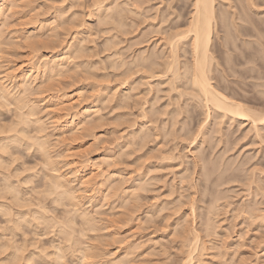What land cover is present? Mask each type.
I'll use <instances>...</instances> for the list:
<instances>
[{"label":"rangeland","instance_id":"374dc122","mask_svg":"<svg viewBox=\"0 0 264 264\" xmlns=\"http://www.w3.org/2000/svg\"><path fill=\"white\" fill-rule=\"evenodd\" d=\"M25 1H26L25 4L27 3L28 7L29 4L35 2L34 5H32L34 6L35 9V10L32 9L33 12L34 11L41 12L48 7L47 10L41 12L45 16L43 15L39 16L41 18L42 17L44 18V17H49V15L47 16L49 6L46 4L49 3L50 5L51 3H54L55 0H53L52 2L51 0H48L49 2L46 0L45 3H43V1L45 0L43 1L38 0V2H36L37 0H25ZM60 1L62 0H57V2L56 1L55 2L59 4ZM88 1L90 2H86V3H89L88 4L89 7L92 0H88ZM119 1L121 2L124 0H119ZM222 1L224 2L225 0H216V9L220 10L221 8L222 10L225 11L226 6L222 5L223 4ZM236 1L242 2V0H236ZM124 2H126V0ZM189 2L190 0H146L144 1L145 3L144 6L142 5L144 8H146L145 11L144 9H142L143 11L141 9H138L139 11L141 10V12L143 13L145 12V14L143 15H146L145 16L146 20H144L145 18L142 15V13H140L142 16L140 14L137 15L136 13L134 12L132 13L128 9L129 6L128 8L126 7L127 5L122 6L123 2H121L120 4L121 8L126 7L128 12L129 11L130 12L127 14L125 8L123 9V11L121 9L120 12L123 13L126 24L128 25L129 23L128 26L130 27L132 21L130 19L133 18L134 19L136 18V20L139 22V27L141 28L145 26L149 27L148 25H150L151 23L150 26L154 28L152 29L151 27H149L151 28V33H149L150 34L149 41L146 42L145 44H142V46L141 45L140 46L141 47L146 46L148 43V47L155 46V50L159 51L163 43V40H161V36L166 37L167 35L165 34H167V32L172 33L173 30L176 31V29L178 30L183 28V26H181L172 29V23L174 22L173 20L179 17L176 16L177 13H180L181 15L179 17V20L187 16V14L190 11ZM37 3L38 5H42V6H39V8H37L38 6L37 7L35 6V4L37 5ZM77 7L76 9H78ZM177 7L180 8V10H177ZM85 9L83 10L82 18L84 19V21L87 22L86 24L89 27V28L86 27L87 33L89 32L91 34L88 33L85 39L87 48L83 52V57H84L83 59L87 63V65L85 64L86 66H91L90 68L86 66L85 67L87 69H90L92 73H87L86 71H84L86 68L81 67L84 70H82L81 68H80L81 70L78 69L81 72L76 73L74 77L72 76L71 77L72 81L69 80L70 78L66 79L69 80L67 81L68 85L65 83L66 81L59 80L60 81V83L58 82L59 86L56 87L57 89L61 88L57 93H59L60 95L62 94V96L64 95L63 98H65L64 100H66L64 105L66 109L63 108L62 113H60L62 114V118L64 120H68L72 115L84 111L86 106L89 105L91 106L90 110L92 111L99 110L98 112L95 111L98 114L94 115L93 113L95 112H91V114L89 115V117L95 116L94 117L95 119L93 117L91 119H94L93 122L95 121L94 124L96 125L97 123V125L96 127H93V123L89 124L85 122L86 125L89 124V128H88V127H83L85 123L83 125H81L82 124L81 123L79 124L81 127H77L75 132L74 131L72 132L71 130H67V129H65L66 130L65 131L64 128L62 127L57 130H54V135H52L53 136L52 140L56 138L58 135L59 136L58 138H56L57 140L54 139L53 143L55 146L53 145L49 149L52 148V150L56 154L59 153L58 156L60 155L59 157H61V158L59 157L57 158L60 173L58 172L59 169L57 172L58 174L63 173L62 176H66L69 178H73L74 176L71 175L70 173L71 170L70 164H68L67 161L62 157H65L67 160L70 158L74 160L79 159L81 163L80 172L78 171L77 177H75L74 180L77 182H72L73 183L72 186L74 188L76 187L75 193L76 195H78L77 199L81 203V204L78 203V205L80 204L81 206V207L79 206L80 210L83 206L84 208L82 209H88L90 215H93L94 217L98 218V220L97 218L95 219L97 220L96 229L90 230L88 224L84 225L85 222L80 218V216L76 215L77 212L76 214L74 213L75 211L72 212L73 207L70 205V202H66V200L68 201V199L65 198L64 195L58 196V200L60 201L58 202L60 204L58 202L57 203L55 202L56 205L54 202L51 203L52 198L50 195H49L50 197H47L48 195L44 194L45 191L44 189H43V194L46 195V197L41 196L42 187L44 186V183L47 180V179L44 180L45 175L47 178L49 176L48 172L50 173L52 172V170L49 169L51 168V166L48 165L49 166L48 168L47 166L48 163L46 161V158L44 155H43L44 157L40 156L42 154H40L41 152H39V150L37 152V149L35 151L32 148L29 149L30 150L29 151L27 150L28 148H26L27 146H23L22 144L21 146L18 144H17L18 146H16L14 145V143L13 144L11 143L12 145L15 146V147L12 146L11 150H13L14 147V149H16L15 151H18L19 153L13 150L14 153L8 154V156L10 155V159H8L9 157L6 155L7 161L9 160L11 161L12 160L11 158H13L14 160L12 161L16 163H13L11 161L12 162L11 164V162L9 161L10 165L7 163L9 165V169L7 168L8 166H6V169H2L3 167L5 168L6 164L4 166H0L2 167L0 168L1 169L0 176H2L3 174L10 176L11 182L14 183L15 186H16L15 182L21 184L20 181L21 180L24 181V183L26 184L22 183L23 185L21 184L20 186L19 184H17L21 189V193L26 192L25 195H27L28 197L27 196L26 197L30 200L32 195L34 196L35 192H37V194H40L39 196L41 198L37 196V198L40 199L39 200L35 197L37 199L36 201H42L40 205H38V202H36L35 204L36 206H35L33 205L35 202H32L33 204H31V200L33 201V199H31L30 204L33 206L30 207L31 208L30 210L28 209L29 207H27L29 202L28 203L25 202L27 203L26 204L27 206L25 207V206H21L22 203L15 204V202L10 198V200L14 202L12 204L16 205V207L14 208V210L17 208L15 212L18 210L17 213L24 214L26 212V215H28L27 212L32 211L33 209H38L35 208L37 206L39 207L44 206V208L41 209L45 210L46 207L50 208L51 206L53 207L55 205L56 208L51 207L52 210L54 208L55 209L50 213L49 210L47 212V208H46V214L49 213L50 216H52L53 214L51 215V213H55V215H53L55 217L58 214V216L55 218L56 221H59L58 217L61 219V221H64L68 218H70L72 222L74 220L75 222H73L74 225L72 226V228L77 230L76 231L73 229L74 232L72 231L73 233H71L72 238L74 237L73 239H75L76 236L75 242H73L72 243L73 245H71V247L74 245L76 247L75 246L73 247V252H72V248L70 247L71 248L70 251L72 252L71 253L69 251V247H67V243H64L67 242L66 239H63L64 236L62 234H59L60 232L57 229L56 230L54 229L53 231L54 227L48 224H47L48 226L44 225L45 223L41 224L42 227L38 225V227L40 226L39 228L37 226H34L33 228V226L30 223L28 224V222L26 221L30 218L31 214L28 216L24 214L23 216L24 218L25 216L28 217L26 221H25L26 218L24 219L27 225H23L25 223H22L23 222L22 220L20 225H22L23 227L22 226L19 227V229L22 227L21 228L22 230L20 229L17 231L18 233V235L16 234L17 237L15 236H13L15 238H13L12 236L10 237L9 232L11 230L8 231L10 224L7 223L9 225L7 224L5 225L4 223L6 222L5 221L2 222L4 220L3 219L4 217H2L1 216L2 214L0 213L1 214L0 219L2 220V221L0 220V222L3 223L2 225L0 223V225L3 227L7 226V229L5 227L6 230L3 229V227L0 228V232H1L0 236H3V238L0 237L1 239L0 242L2 241L3 243L8 240L11 242L10 244L13 243L12 246L15 243H18L17 245L22 246L23 244V246L25 245L27 248L26 250L24 249L25 253L23 251L22 253L20 252V255L22 256L15 262V264H55L57 263V261L59 262L61 259L56 261V259H53L55 256L50 252L54 251L55 247H57L58 245L60 246L65 245L64 247L61 246V248L66 249L65 247H67L68 250L67 249L66 250L68 252L65 253L64 258L62 256L63 263L59 262L57 264H77V263L87 264L88 262L90 264H108V262H110L109 260L118 261L119 259H124L125 261H122L124 262V264H182L181 262L184 259V256L187 254V251L191 249L189 248V244L191 247L192 246L191 244L193 243L194 239L189 237H193L192 235L194 233L191 234V232H193L194 229H195L194 232L197 231L196 233L199 234L200 243L196 251L193 252L192 262L187 264H264V220H262L261 216H259L262 213L264 214V212H259V211H264V206H263L264 194H260L263 193L260 192L261 190L264 191L263 190L264 142L262 143V140L264 141V131H263L264 125H260L261 127L263 126L262 129L260 128L262 132H260L261 130H259V132L257 133L255 132L256 130H254L255 129L254 127L250 128L252 126L249 125L248 121L241 122L240 120L232 119L234 122L233 124L230 119L224 118V120L222 121L223 123L221 122L222 126L219 125L220 127H218V124H220L219 122L220 120L218 121L217 119L218 115L214 113L215 116H213L212 114V121L210 120L211 123L209 122L208 124H206V127H204L206 130L204 129L202 130L201 134L204 137V138L202 137L203 140L200 141V136H198L197 142L195 141L196 144L195 142L194 143L192 142L193 144L190 143L192 139L195 137V134L196 135L198 134V127L200 128V125L198 124H201L202 119L205 118L203 114L204 110L202 112L201 109L202 106L198 104L199 102L195 100L194 97H191L193 96L192 94L189 93L191 96L187 94V92H190L191 88L186 87V85H184L185 83L182 82L183 80L181 81L180 79L178 80L180 82L179 85L177 81L176 82L177 84H175L176 88L173 89L172 91L170 90V88L168 90V85H166L167 83H165L166 81L163 82L161 80L159 81L158 84H156L155 81H157V79L155 77L152 78L149 76L150 72L152 73V70H149L151 68L149 66L148 61L138 62L137 57H135V54L139 53L138 48L140 46L138 45L137 47V45H135V46H128L126 48H123L125 46L124 43L123 44L117 43V45L115 43V45L113 46L112 44L109 45L110 43L109 44L105 43L108 41L107 39L111 40L114 34L122 37L121 33L122 34L124 33L121 32L123 31L122 28L119 27L121 30L115 28V30L118 29L117 32L120 30V33H117L113 28L114 24L112 22L108 24L110 26L111 24H113L112 25L113 29H111L109 25L108 26L106 25L107 26L106 27L104 23H99L98 19L95 16L91 15L92 16L91 18L87 14L89 8L86 9V13H85ZM32 10L29 12H32ZM259 10H263V12L256 14L253 11H249L250 18L249 17L248 18L250 19L249 21L252 22V24H250L249 26L251 27L252 25L254 27L256 25L255 28L259 27L257 28L258 30L261 27V29L263 30L260 29V32L262 31L263 35L262 34L261 35L263 36L264 39V22H263L264 4H262L259 7ZM124 11L126 12L125 14ZM66 14L65 16L69 15V12L67 15ZM121 15L117 17V20L118 18L121 17ZM128 15L133 18H129ZM14 17H16V15H14ZM122 17L121 19H123ZM217 17L219 19V16ZM221 17L228 18V14L226 13V11L225 14L221 15ZM259 18L263 19V21L260 20ZM228 19H226V24L222 28H220L219 26H218L219 28H217L215 26V29L213 30L212 44L213 46L215 45V47H213V55L215 58L213 59L214 61L212 62L213 66L212 65L211 66L212 68L215 67V70L216 69L217 70L212 72L213 78L211 79V82L213 81L212 83L214 85L218 84L217 86L221 87L222 91L224 93H228L227 95L230 96L231 98L237 100L239 99L240 101L245 103V105L247 104L248 107L250 106L251 109L253 110L257 109L256 111L258 112L261 111L262 113H264V91L261 92L262 90H264L263 89L264 85L263 87H260L262 83L264 84L263 82L264 78L261 77L260 79L262 80L260 79L258 80V78H252V77L245 78V76L240 77L239 74L235 73L234 75L233 70H231L232 67H234L233 63L235 62V58H236L234 56L238 54L239 55L238 57L244 60L245 58L242 55V51H244V49L251 51L252 46L255 45L253 44L255 38L253 40L252 37H250L251 39H248L247 37L244 38L242 36L241 37L239 36L237 39V37L235 36L237 33L236 31H234L233 25L228 21ZM242 24L245 23L243 22ZM115 26L118 27L116 25V22L114 27ZM11 27L15 28V26H11ZM131 28H129L130 32L127 30V32L129 33L125 32L123 36L126 35L125 37H131L132 36L131 31L134 29V27L132 28V30ZM162 28L164 29V31L166 30V33L163 31ZM63 30L64 29L58 30L60 33L59 39L60 38L62 39L61 41L62 44L70 41V39H73L74 37L73 32L72 34L69 35L66 31ZM114 31L116 33H114ZM133 33L134 30L132 31V34ZM67 34L69 36H65ZM63 37L66 40L65 42L63 41L64 40ZM222 37L226 39V42L222 40ZM41 38L43 39V36ZM241 39L242 40L248 39V41L251 42L253 41L252 43L253 45L249 46L245 43H242L243 41ZM237 43L240 45V48H238L239 45H236ZM234 45L236 47L238 46L237 48H235V51H233L236 54L228 50L229 47L234 48ZM261 46L263 45L261 44ZM3 47L6 46L4 45ZM44 47L46 46L40 47V49L43 48L42 50H40L38 47L35 48L38 49L39 54H42L48 49L53 50L51 48L53 46L47 47L48 49H45ZM29 48L35 51V52L30 51L31 52L30 54L33 58L34 56L36 58L39 55L36 54L37 49L35 50V48L33 49L31 47ZM75 48H77V46H75L74 49ZM186 57L187 56L185 57L183 56V59H186ZM31 60L34 59L31 58ZM136 62H138V64ZM219 63L222 64L224 63V64L222 66V64ZM249 64L251 66L253 64V66H255L254 67L255 69H259L258 65L256 66V62L254 63L252 62ZM234 65L236 67V64ZM154 66L155 65H153V67ZM227 67L229 68V71L227 70L228 69ZM241 67L239 66L237 68H241ZM223 68L224 69L226 68L227 70V71L225 70L224 72L225 75L223 74L224 71L222 70ZM126 69L127 71L125 74L123 71ZM213 73H216V75L219 76L221 75L220 76L221 78H219ZM226 73L228 76L226 75ZM126 75L130 76V80L134 81L135 82L134 85L136 86V88L132 90L129 96L128 95L126 96V94H124V88L126 86L125 84H122L123 83L122 80H124L123 78ZM223 79L226 80L224 81ZM121 81L122 83H120ZM148 81L152 82L153 87L156 90L158 89L157 91L154 89L156 92L153 90L150 91V87L147 84ZM181 83L183 84V86L181 85ZM227 84L229 87H227ZM178 88H180L181 91L182 88L188 91L186 92L185 90H183L184 94L181 97H179L180 96L179 94H182L183 92L181 91L178 92V90L176 91V89ZM261 88L262 90L260 91L259 89ZM230 89L232 92L230 91ZM191 90H192L191 93H193V89ZM241 91L245 94H243ZM194 94H195V90H194ZM241 95L242 96L245 95V96L242 97ZM122 96L123 97L126 96V97L123 98ZM124 99L126 104H123ZM121 100H123V103ZM66 103L68 105H66ZM13 107L11 105L10 108ZM94 108L95 110H93ZM2 112H0V115L1 113L3 114L2 116H0V118L3 119H1L2 121L0 120V123L3 122L6 125L7 123H11L12 122L11 120L14 115H10V114H13V112L12 111L7 112V110H4ZM42 113L41 115H43ZM5 114H7V116ZM99 115H101V117ZM97 117H99L100 120H98L99 118ZM238 122L243 124H240ZM8 126L7 127L5 126V128L7 129L10 128ZM29 126H28L29 128L28 130L30 133L28 134L31 133L34 134V131L36 133V128L35 129L32 128L34 126L36 127V125L33 126L29 125ZM90 126L93 127V129H90L91 128ZM217 127L220 129V131H218L219 129ZM44 132L47 134L48 131H44ZM4 133L5 132L0 133V136L3 135ZM254 133H257V135L255 134L256 135L255 137H254ZM204 135L206 136V138ZM257 136L258 137L260 136V138H258ZM55 140L58 142L56 143ZM110 142L111 144L113 143V145H111ZM202 142L204 143L202 144ZM199 144L201 146H199ZM198 146L202 148L198 150L197 149ZM16 147H19L21 149L19 150L18 148L17 150ZM22 148L26 151H23ZM194 148H196V150ZM192 149L195 150V152H193ZM119 150H122L123 153H121L122 151L120 152ZM117 153L119 155L118 156L119 158L118 157L116 158V156H114L117 155ZM13 154L16 155L15 158L17 161H15ZM186 154L189 155L190 157L187 156ZM199 155L202 157H198ZM17 156L18 157L20 156L19 159L21 161L17 159ZM114 157L116 160L114 159ZM106 158L112 160L108 163L109 160L107 159L106 161ZM201 158L203 163L206 161L207 171L209 168L211 169L213 167L212 168L213 171H211L212 172L211 175L209 169L208 172L209 176L207 175V179H205L206 177L204 176L206 172L205 171L206 168L204 166H203L204 168H202L203 164L201 162ZM203 158L205 160H203ZM194 160H196L197 162L195 164L196 167L194 166ZM111 162L113 163L110 165ZM15 164L17 167L15 166ZM108 164L111 168H109ZM18 165L20 166L21 169L19 168ZM25 166H27L26 168L28 169L30 167L31 169V170L29 169L30 172L27 171L28 169H26ZM39 166L40 168L41 167L42 168L37 169V167ZM33 167H35V169H33ZM139 168L141 171H139ZM225 168H227V170ZM22 169L24 173L22 174L21 172L23 171H19L17 172L18 175H16L15 170H22ZM258 169L262 171H259ZM32 170L36 171L37 173L38 171L40 172L38 174L37 173L35 174V172ZM105 170L107 171L106 173L103 172ZM201 170L205 171L204 174H202L203 171ZM45 171L48 172L46 173ZM12 172L15 175H12ZM252 172L257 176L256 175L253 176ZM19 173H21L20 177H19ZM44 173L46 174L44 175ZM89 173L91 174L92 177V179L90 180L91 184H89L88 189L87 187H85L86 189L83 187L84 189L82 190L80 184H78L79 178L81 177L86 178ZM220 173L221 176L218 177ZM198 174L201 176L199 177ZM108 176H109L108 178L109 183L107 181ZM112 176L114 177L112 178ZM15 177L19 179L16 180ZM26 177H28L27 179L32 177L33 179V184L31 181L32 185L25 182ZM201 177L202 179H205L206 182L204 180L202 181ZM216 178L218 180H216ZM103 179H105V182ZM115 179H116L115 182L116 184H120L119 182L123 184V185L120 184V186L122 185V188L119 187L118 185L120 190L117 189L115 192L114 191L115 189L113 190L110 189L111 192H108L109 188L107 186L110 184V182H112ZM143 179L144 181H147L146 184L144 183L145 185L144 188L143 186L142 188L141 187L135 188L136 185L138 186L142 185V184L139 185L138 182L140 180L142 181ZM258 179H259V183H258ZM40 180H42L44 183L43 182L39 183L41 182ZM136 180L138 182H136ZM36 183L40 184L42 187L41 186L39 187V185H37ZM247 183H249L248 184L249 186L247 185ZM253 183L254 184L256 183V186H254ZM34 184L37 185L39 188L35 187ZM77 184L78 187L75 186ZM204 185H206L207 187ZM27 187L30 188V192L32 193V195L31 193L28 192L29 189ZM255 187H257V189ZM44 188L46 189L45 186ZM23 189L24 191H22ZM32 189L36 191H31ZM37 190L38 191L41 190L40 193H38ZM255 190H258V192H256ZM113 191L116 193V195H113L114 194ZM0 193H2V190H0ZM27 193H29L30 195H28ZM255 193H257V195ZM3 194L5 193L3 192ZM3 194H0V196ZM137 194H139V196H137ZM216 194L219 196L214 198ZM5 195H3L4 197L7 196L5 200H9L11 194L10 195L8 194L6 196ZM135 196L138 197V199L136 197L137 200L135 199ZM59 197L61 200L59 199ZM61 197H64L65 200L64 198L62 199ZM126 197L132 200L126 201V203L127 202L128 203L122 205V203L125 202L123 200ZM190 198L193 199L191 201L195 202L193 204L194 210H191L193 205L192 202L190 201ZM137 201L139 202V205L138 203L136 204ZM188 201L190 202V204ZM260 203L262 204L260 205ZM19 204L21 208L19 207ZM258 204L260 205L259 206L260 208L258 207ZM135 205L137 208H135ZM22 208H27V210L24 209L26 210L24 211ZM259 209H263V210H259ZM19 210H21V212ZM190 210L192 211V213L190 212ZM68 212L69 213L71 212L72 214L69 215ZM257 215L261 218V219L259 218L261 221L259 219H255L257 218ZM71 217H73V219ZM81 220L83 221L84 224H82ZM207 220H210L209 224L210 223L211 224L205 226V224L208 223V222L206 223ZM29 226L31 227V229H29L30 228ZM48 227H50L51 233L49 229L48 230L45 229ZM86 227H88L89 230H87ZM82 228L84 229L86 228V229L85 230L83 229L81 231ZM7 231L9 234L7 233ZM32 231L35 232L33 233ZM189 231H191L190 232L191 235L189 234ZM8 236L11 239H8L9 238ZM5 237L8 238L5 240ZM187 237L188 240L190 241H187ZM12 238L14 240H12ZM22 238L23 240H21ZM58 239L62 241H59ZM77 239L78 241L80 240V243L76 241ZM16 240H18V242ZM52 241L54 242L52 243ZM57 241L63 244H59V242ZM56 242L58 243V245ZM188 242H192V243L188 244ZM17 245L15 244L13 246V249ZM54 245L55 247H53ZM35 247L41 250L40 252L41 254L38 253L39 251L38 252L36 251L38 249ZM41 247L44 249H42ZM20 248L23 250L22 247ZM0 250L2 251V253L0 251V264H6L2 260V257H5L6 254L9 252V250L11 251L12 249L6 250V252H4L3 249L1 248ZM29 250L36 251V254L38 253V256H35L36 255L35 254L32 256V258L29 261H27L26 257L30 253ZM43 250H45L44 251L45 253L43 252ZM83 250L88 252L89 255L86 254V252ZM70 253L73 255H71ZM49 254H51L52 258L50 257ZM81 254L82 255L86 254L87 257L83 255L85 258L84 260H82L83 257ZM40 255H45V256L39 257Z\"/></svg>","mask_w":264,"mask_h":264},{"label":"bare ground","instance_id":"6f19581e","mask_svg":"<svg viewBox=\"0 0 264 264\" xmlns=\"http://www.w3.org/2000/svg\"><path fill=\"white\" fill-rule=\"evenodd\" d=\"M52 1L53 0H51V2ZM55 1L57 2V0H55ZM55 1H54V3H51L50 5L48 3L49 1L47 2L48 4H46V5L49 6V9H50V10L48 9V12L46 11L48 13V14L46 13L47 16L49 15V17H44V18L42 17L41 18V17H39V16L43 15L41 12H44L45 10H47L48 7L46 9L44 8L45 9L44 11L39 12L37 10L38 12H35L34 11L35 12L34 13L33 10H35V9H34V6H32L35 3L34 1H33L34 3L29 4V7H28V4L27 3L25 4V2H26L25 0L24 1L23 0H0V112H2L4 110H7V112H11L12 111L13 114H10V115H14L13 118H12V120L9 119V120L12 121L11 123H7V125L5 123H3V122L2 123L4 125L2 123H0L1 124L0 125V133L5 132L3 135L0 136V166H4L6 164L5 165V168L4 167L3 168L0 167V168L6 169V166H8L7 168L9 169V165H10L9 161L10 160L7 161V156H8V154L14 153V151L16 150V149H14V147H15L14 145H16V146L20 145L21 146V144H22L23 146H27L26 147V148H28L27 150L32 149V148L35 151L37 149V152L39 150V152H41L40 154H42L40 156L41 157H44L45 156L46 161L48 163L47 166L48 165L51 166V168H49V166H48V168L52 170L51 173L47 171L49 173L48 174L49 176L47 175L49 178L48 177L46 178V175L45 174L47 172L45 171L46 173H44V175H45V179L44 180L47 179L46 180L47 182L45 181V183H44L42 180H40L41 182H39V183H42L43 182L44 183V186L46 187V189L44 188V186L42 187L40 184H37L36 183L37 185H39V187L40 186L42 187L41 196H43V197L44 196L46 197V195H48L47 197H50L51 196V198H52L51 203H53V202L54 203L55 202L57 203L59 201L58 200V196L59 195H64L65 198L68 199V201L66 200V202H70V205L73 207L72 212L75 211L74 212L75 214L77 212L76 215L77 216H80V218L85 222V224H84L83 221L81 220L82 221V224H84V225L88 224V227L90 228V230L91 229L93 230V229H96V225H97L96 221L98 220V218L97 217H94L93 215H90L88 209H82V208H84L83 206H82V208L80 210V207H81L80 204L81 203L78 201V199H77L78 198V195H76V193H75L76 192L75 191V188L76 187L74 188L72 186L73 185L72 182H77V181H74V180H75V177H77L78 171L80 172V167H81L80 164L81 163H80L79 159L74 160V159H71L70 158V159L67 160L65 157H62V158H64L67 161L68 164H70V166H71L70 173H71V175H74L73 178H69V177H66V176H62L63 173L62 174H58V172L60 173V169L58 167V159L57 158L60 155L58 156L59 153L56 154L52 150V148L51 149H49V148L54 145V143H53L54 142V139L58 138V136H59L58 135L56 138H54L52 140V138H53L52 135H54V130H57V129H59V128L62 127V128H64V130L67 129V130H71L72 132L73 131L75 132V130L77 129V127H81L79 124L82 123L81 125H83L85 122H87L89 124L90 123L91 124L93 123V127H96L97 123L95 125L94 124L95 121L93 122V120L95 119L94 118L95 116H92L94 119H91L92 118L91 116L89 117V115L91 114V112H95L96 110H95V108L93 109L95 111L90 110L91 106L87 105L84 111H81L78 114L72 115L68 120H64L62 118V114H60V113H62L63 108L66 109L65 106H64L66 100H64L65 98H63L64 95L62 96V94L60 95L59 93H57V92H59V90L61 88H58L57 89L56 86H59V84H58V82L60 83L59 80L66 81L65 83L68 85L67 81H69V80L72 81L71 80V77L72 76L74 77V75H76V73L81 72L80 71L81 69L84 70L81 67H84V68H86V67L90 68L91 67V66H86L87 63L83 59L84 58L83 57V52L87 48L86 47L87 45L85 43V39H86V36L89 33V32L87 33V28H89L87 26V24H86L87 22L84 21V19L82 18L83 10L85 8L86 9L89 8L87 14L91 18H92V16H95L98 19L99 23H104L105 26L106 25L108 26L109 25L108 23H110V22H112L115 25V22H116V25L118 27H116V26L114 27V25L111 24V26L109 25L111 29L114 28V30H115V28H118V29L122 28L123 31H121V32H124L125 33V32H127V30L129 31V28H131L132 26L134 27L133 30H134V33L135 32L136 33L135 34L134 33L132 34V31H133L132 30L133 27H132L131 28V30H132L131 31V35H132L131 37H125L126 35L123 36L124 33L123 34L121 33L122 37L114 34V36L112 35L113 37H112L111 40L110 39H107L109 42L105 39L107 41L105 43H108V44L110 43L109 45L112 44V46L115 45V43H116V45H117V43L118 44L119 43H122V44L124 43L125 46L123 48H126L128 46H135V45H137V47H138V45L139 46L140 45L142 46V44H145L146 42L149 41V38H150L149 37L150 36L149 33H151L152 26H150L151 25V23H150V25H148V26L151 27V28L146 27V26L141 28V27H139V22L136 20V18L134 19L133 17H130L128 15L129 18H133V19H130V20H132L131 21V24H130L131 27H130V26H128L129 23H128V25L126 24V21L124 19L125 17L123 16V13L120 12L121 9L123 11L124 8L126 9V7L128 8V6H129L128 9L132 13L134 12L137 15L140 14V13H142V15H143V14H145V12L143 13V12H141V10L144 9V11H145L146 8H144L143 6L145 4L144 1H146V0H126V2H124L125 0L124 1H121V2H123L122 6L123 5L124 6L127 5L124 8H121V5H120L121 2L119 0H116V1L115 0L114 1L113 0H92L91 1L92 4L90 3L89 7H88V4L89 3H86V2H90L88 0H86V1L85 0H62V1H60L61 4L60 3L58 4ZM36 2H38V0ZM45 2H46V0L43 1V3H45ZM222 3H223L222 4L223 6H226L225 7L226 8L225 11L228 14V18L229 19L227 17H221L222 14H225V11L222 10L221 8H220V10H217L216 9V0H190V2H189L190 11L187 14V16L186 17H183V19L179 20V17L181 15H180V13H177L176 16L177 17L179 16V17L177 19L173 20L174 22L172 21L173 22L172 23V29L173 28H178V27H181V26H183V28L178 29V30L176 29V31L173 30L174 32L172 31V33L171 32L170 33L167 32V34H165V35H167L166 37L161 36V40H163V43H162V47L160 48L159 51L158 50H155V46H151L152 48L151 47H148V43H147L146 46H143V47L140 46L138 48L139 53L135 54V57H137V61L138 62H146V61H148L149 66L151 68L149 70H152V73L150 71H148V72H150L149 76L152 77V78L155 77L157 79V81L154 80L156 82V84H158L159 81H161V80L163 82L166 81L165 83H167L166 85H168V90L170 88V90L172 91L173 89L176 88L175 87V84L178 83V85H179L180 82L178 80L180 79L181 81L183 80L182 82L185 83L184 85H186V87L193 89V93H191L192 92L191 89H190V92H187L188 90L186 91L185 90L186 89L185 87H184L185 89L182 88V91L180 89L181 87L178 88V89H176V91L178 90V92H180V91L183 92L182 94H179L180 95L179 97H181L184 94V91L183 90H185L187 92V94H189V93L192 94L193 96H191L190 94L189 95L191 97H194V99L199 102L198 104H200L202 106L201 107L202 112L204 110V113L203 114H204L205 118L202 119V123L201 124H198V125H200V128L198 127V134L197 135L195 134V137L192 139V141L190 143H192V142L194 143L195 141L197 142V137L198 136H200V141L203 140L202 139L203 135L201 134L202 133V130L203 129L206 130L204 128V127H206V124H208L209 122L211 123V121H212V114H213V116H215L214 113L216 115H218V118H217L218 121L220 120L219 121L220 124H218V127H220L219 125H221L223 123L222 121L224 120V118L230 119L233 124H234V122H233L232 119L240 120L241 122L248 121L249 122V125L252 126L250 128H253L254 127L255 128L254 130H256L255 132H257V133L263 127V126L261 127L260 125H264V113H262L261 111L260 112L256 111L257 109L256 110L251 109L250 106L248 107L247 104L245 105V103H243L239 99L237 100V99L231 98L230 96L227 95L228 93H224L222 91L221 87L217 86L218 84L217 85H214L212 83L213 81L211 82V79L213 78L212 77V72L217 70V69L215 70V67L212 68V66H213L212 65V62L214 61L213 59L215 58L214 55H213V47H215V45L213 46V44H212L213 30L215 29V26L217 28H219V27L222 28L226 24V19H228V21L233 25V29L237 33L235 35L237 37V39H238L239 36L240 37L242 36L244 38L247 37L248 39H251L250 37H252L253 40L255 38L254 43H253V41L252 42L251 41H248V39H244V40L241 39L243 41L242 43H245V44H247L249 46L255 44V45L252 46V48H251L252 50L251 51L250 50L248 51V50H245V49H244V51H242V55L245 58L244 60H242L241 58H239L238 57L239 55L233 52V51H235V48H237L238 46L236 47L234 45V48H231V47L228 48V50L230 52H232V53H234V54L237 55V56L236 55L234 56V57H236L235 58V62L233 63V66L234 67H232V69H231V70H233L234 75L236 73V74H239L240 77L241 76H243V77L245 76V78L246 77H248V78L249 77H252V78H258V80L261 77L264 78V62H263L264 61V47H263L264 46V39H263V36H262L263 35L262 34V31L260 32L261 27L258 30L257 28H259V27L255 28L256 25L254 27L252 25H251V27L249 26L250 24H252V22L249 21L250 20L249 19L250 18L249 11H253L256 14H259V13L263 12V10H259V7L262 4H264V0H242V2L236 1V0H225L224 2L222 1ZM35 6L36 7L38 6L37 8H39V6H42V5H38V3H37V5L35 4ZM90 6L93 7V8H91ZM43 7H45V6H43ZM43 7H42V10H43ZM76 7L78 9H76ZM86 9H85V13H86ZM138 9H141V10L139 11ZM31 10H32V12H29ZM177 10H180V8L177 7ZM67 11L69 12V15H67L68 14ZM125 11H127V14L130 12V11L128 12L127 9ZM125 11H124V14L126 13ZM178 12H180V11H178ZM65 14L67 16H65ZM14 15H16V17H14ZM120 15H121V17L123 16L122 17L123 19H121V17H120L117 20V17L120 16ZM43 16H45V15H43ZM143 16L145 18V19L144 18L143 19L146 20V17H145L146 15H143ZM217 16H219V19H218ZM259 19L263 21V19H261V18H259ZM122 20H123V22H122ZM124 21H125V23H124ZM243 22L245 24H242ZM125 24H126L127 27L125 26ZM112 25H113V28H112ZM11 26H15V28L14 27H11ZM59 29H64L63 31H66L69 35L72 34V32H73L74 33L73 39H70V41L62 44V42H61L62 39L61 38L59 39V37H60L59 36L60 33L58 31ZM117 30H115V31L117 32ZM120 30L117 33H120ZM261 30H263V29H261ZM115 31H114V33H116ZM160 31H162V30H160ZM163 31H164V29H163ZM129 32H127V33H129ZM164 32L166 33V30ZM68 34L65 35V36H69ZM89 34H91V33H89ZM163 35H164V33H163ZM42 36H43V39L41 38ZM64 37H63V39H64L63 41L65 42L66 40H65ZM222 40H224V42H226V39L223 38V37H222ZM234 42H233V44H234ZM60 44H62V45H60ZM108 44H106V45H108ZM261 44L263 46H261ZM4 45L6 47H3ZM236 45H239V44L237 43ZM42 46H46V47H44L45 49H48L47 47L53 46V47H51L53 50H49L48 49L47 51H45L43 53L41 52L42 54H39L38 53L39 52L38 49L35 48V47H38L40 49V47H42ZM75 46H77V48L74 49ZM29 47H31L32 49L35 48V50L37 49L36 50L37 51L36 54H39V55L36 58H35V56H34V58L31 56V54H30L31 52L30 51H32V52H35V51L31 50ZM156 47H157V45H156ZM55 48H57V49H55ZM238 48H240V45H239ZM42 49L43 48H41L40 50H42ZM49 51H52V52H49ZM183 56L184 57L187 56L186 59H183ZM31 58L34 59V60H31ZM261 60H263V61H261ZM138 62H136V63L138 64ZM252 62L253 63L256 62V66L258 65V68L259 69H255L254 68L255 66H253V64H252V66L249 64V63H252ZM215 63H216V61H215ZM219 64H222V63H219ZM223 64H222V66H223ZM234 64H236V67H235ZM153 65H155V66L153 67ZM239 66L240 67L241 66L242 67L244 66V67H243V69H242V67L241 68H237ZM78 69H80V70H78ZM222 70H224L223 71V74L225 75L224 72H225L226 68L225 69L223 68ZM227 70L229 71V68ZM84 71H86L87 73H92V71L90 69H87V68ZM84 71H82V72H84ZM126 71H127V69L124 70L123 72L126 74ZM213 74L216 75V73H213ZM226 75H227V73H226ZM126 76H124V78H123L124 80L121 79L123 81V83H122V81L120 83L125 84L126 87L124 88V94H126V96L127 95L129 96L130 93L132 92V90L134 88H136V86L134 85L135 82L132 81V80H130V76H127V77ZM216 76H218L219 78H221L220 77L221 75L220 76L219 75H216ZM67 78H70V79L69 80H66ZM224 78H225V76H224ZM214 79H215V77H214ZM260 80H262V79H260ZM147 84L150 87V91L151 90H153V91L156 90L153 87V84H152L151 81H148ZM181 85L183 86L182 83H181ZM263 85L264 84L262 83L260 85V87H263ZM257 86H258V84H257ZM227 87H229L228 84H227ZM194 90H195V94H194ZM259 90L261 91L262 88L259 89ZM230 91H231V89H230ZM233 91H235V90H233ZM263 91L264 90H262L261 92H263ZM243 94H245V93H243ZM231 96H232V94H231ZM244 96H242V97H244ZM125 97H123V98H125ZM126 100H127V98H126ZM121 101L123 103V100H121ZM123 104H126L125 103V99H124V103ZM11 105H12V107L13 106L14 107L13 108H10ZM66 105H68V104L66 103ZM98 111H96V112H98ZM40 112L41 113L44 112V113H42L43 115H41ZM76 112H77V110H76ZM96 112L93 113V114L94 115L95 114H98ZM2 113H1L0 116L3 115ZM84 113H86V114H84ZM5 115L7 116V114H5ZM99 116L101 117V115H99ZM97 118H99V117H97ZM219 118H221L222 120L219 119ZM1 119H3V118H0V120ZM227 119H225V120H227ZM98 120H100V118ZM218 121H217V123H218ZM96 122H97V120H96ZM238 123H240V122H238ZM89 124L86 125V123H85V125H83V127H88L89 128ZM240 124H243V123H240ZM29 125H32V126L33 125H36V127L35 126L32 127L34 129L36 128V133L34 131V134L33 133L28 134V133H30L29 130H28L29 129L28 128ZM1 126H2V128L3 127L4 128L2 129ZM5 126L6 127L8 126L10 128L7 129V128H5ZM29 127H31V126H29ZM93 127H91L90 129H93ZM213 127H214V125H213ZM1 129H2V131H1ZM4 129L5 130L7 129V130L5 131ZM46 129H49V130H46ZM215 129H216V127H215ZM44 131H48L47 134ZM218 131H220V129ZM62 132H64V131H62ZM251 132H252V129H251ZM260 132H262V130ZM257 133H254V137L257 135ZM260 136L259 137L257 136V137L260 138ZM205 138H206V136H205ZM56 140H55V142L57 143L58 141H56ZM196 142H195V144H196ZM205 142H206V140H205ZM263 142L264 141L262 140V143ZM11 143L12 144L14 143V145H12ZM203 143L204 142H202V144ZM50 144H52V145H50ZM110 144H111V142H110ZM111 145H113V143ZM12 146H14L13 147V150L14 151L11 150L12 149L11 148ZM116 146H117V144H116ZM199 146H201V145L199 144ZM199 146L197 147L198 150H200V148H202V147H199ZM16 148L18 150L19 147H16ZM20 149L21 148H19V150ZM24 149H25V147H24ZM24 149H23V151H26ZM194 149L196 150V148H194ZM107 150H109V149H107ZM195 150H193V152H195ZM112 151H113V148H112ZM119 151L121 152L122 150H119ZM123 151H124V149H123ZM123 151L121 153H123ZM15 152H18V151H15ZM189 152H190V150H189ZM124 153H125V151H124ZM13 156L15 158L16 155L13 154ZM114 156H116V158H117L119 155L117 153V155H114ZM187 156H189V155H187ZM8 157H9L8 159H10V155ZM111 157H113V156H111ZM198 157H202V156L199 155ZM19 158H20V156L19 157L17 156V159L18 160H20ZM59 158H61V157H59ZM11 159L14 160L13 158H11ZM107 159L108 158H106V161H107ZM114 159H115V157H114ZM111 160H109L108 163ZM196 160H194V166L195 167H196L195 164L197 163ZM203 160H205V159L203 158ZM15 161H17L16 158H15ZM12 162H11V164H12ZM113 162H111L110 165ZM201 162H202V158H201ZM13 163H16V162H13ZM104 163H105V161H104ZM202 164H203L202 165V168L205 167L206 168V170H205L206 172L203 171V170H201V171H203L202 174H204V172H205V175L204 176L206 178L204 176L203 177L205 179H207V175L209 176V173L208 172H209V169L210 168L207 171L206 161L204 163L202 162ZM197 165H199V164H197ZM15 166H16V164H15ZM108 166H109V164H108ZM26 167L27 166H25V168ZM19 168H20V166H19ZM38 168H40V166L37 167V169ZM109 168H111V167L109 166ZM151 168H153V167H151ZM151 168H150V170H151ZM26 169H28V168H26ZM29 169H30V167H29ZM29 169L27 171H29ZM33 169H35V167H33ZM58 169H59V171H58ZM211 169H210V175L212 173L211 171H213V169L212 170ZM225 169L227 170V168H225ZM148 170H149V168H148ZM258 170L259 171H262L260 169H258ZM19 171H23V169L22 170H15L16 175H18L17 172H19ZM32 171H34V170H32ZM139 171H141L140 168H139ZM147 171H146V173H147ZM34 172H35V174L37 173L36 171H34ZM39 172L40 171H38V173ZM103 172L106 173L107 171L105 170ZM21 173L23 174L24 171L21 172ZM21 173H19V177H20ZM0 174H1V172H0ZM89 174L87 175L86 178L85 177L84 178L83 177L79 178V183L78 184H80L82 190L85 187H87V189H88L89 184H91L90 183V180L92 179V177H91V174L90 175ZM12 175H15V174L12 172ZM102 175H104V174H102ZM143 175H145V174H143ZM252 175L254 176L256 174L253 173ZM110 176H111V174H110ZM200 176L201 175H199V177ZM216 176H218V175H216ZM220 176H221V173L219 174L218 177H220ZM28 177H26V181L25 182H27L28 184L32 185L33 184V179H32V177H30L32 180L30 178L27 179ZM35 177H36V175H35ZM113 177L114 176H112V178ZM196 177H198V176H196ZM108 178H109V176L107 177V179ZM217 178H216V180H218ZM18 179L19 178H16V180H18ZM21 179H23V178H21ZM105 179H103L104 182H105ZM201 179H202V177H201ZM205 179H202V181L204 180L206 182ZM24 180H25V178H24ZM248 180H250V179H248ZM261 180H262V178H261ZM261 180H260V182H261ZM21 181H20L21 184L22 183L23 184H26V183H24V181H22V182ZM31 181H32V184H31ZM107 181L109 183V179ZM113 181L110 182V184L108 186L105 185V186H107L109 188V191L108 192H111V190H113V189H115L114 191L116 192L117 189L120 190L119 187L122 188V185L123 184L121 182H119L120 184H122L120 186V184H116L115 183L116 182V179L113 180ZM140 181L138 182L136 180V182H138L139 185H141V184L142 185L141 186H138V185L135 184L136 185V187L134 186L135 188H139V187L142 188V186L144 188V186H145L144 183L146 184L147 181H144V179L142 180L143 182L142 181L140 182ZM249 183H247V185ZM258 183H259V179H258ZM15 184H16V186L14 185V183L11 182L10 176H8L6 174H3L2 176H0V186H1L0 187V190H2V193H0V194H3V192L6 195H8V194L10 195L11 194L10 195L11 197H9V200H5V198L7 197L5 194H3V195H5L6 197H4L3 195L0 196V197H2V198H0V213L2 215L1 214L0 215L2 217H4L3 218L4 219L3 221L1 219L0 220L2 222L5 221L6 222V223H4L5 225L7 223L10 224V227L8 229V231L11 230L9 232L10 233V237L11 236L12 237L13 236L17 237L16 236V234L18 235L17 231L20 230L23 227L22 225H20V223H21L22 220H23L22 223H25L23 225H27L26 222H28V224L30 223L33 226V228H34V226H37L38 227V225L41 226L42 223H45L44 225H47L48 224V225L54 227L53 228V231H54V229L55 230L57 229L60 232V233L59 232L58 233L59 234H62L65 237L64 238L62 236L63 239H66V241H67V242H64V243H67V247H69V251L72 248V252H73V247L75 245L72 246V247H71V245H73L72 243L75 242L76 236H75V239H73L74 237L72 238V234L71 233L74 232L73 231L74 228H72V226L74 225L73 222H75V221L73 220V222H72V220L70 218L66 219V217H65L66 220L63 219L64 221H61V219L59 217H58L59 221H56L55 218L58 216V214L55 217V216H53V215H55V213H51V215L52 214L53 215L50 216L49 213L52 212L56 208L55 207L56 203H55V205L53 204L54 205L53 207H55L53 210H52V208H53L52 206H51L52 208L51 207L50 208L46 207L47 208V212L49 210V213H47V214H46V208H45V210L44 209H41V208H44V206L43 207H39V206L35 207V208H38V209H33L32 208L33 209L32 211H29L28 210L29 212H27V213H28V215L31 214V216L28 219V217H26L28 215H26V212H25L24 213L26 215L25 216L26 219H25L23 217L24 216L23 213H17L18 210L15 212V210L17 208L14 210V208L16 207V205H14L12 203H14V202H15V204H18V203L21 204L22 203L21 206H25L26 207L27 206L26 204L29 202L27 207H29L28 209L31 210L30 207H32L33 205H35L36 202H38V205H40L42 201H36L37 199H39V198H37V196L40 197L39 196L40 194H37V192H35V194L33 196L32 193L30 192V188L27 187L29 189L28 192L31 193V195L33 197V198L32 197L30 198V200L33 199V201L31 200V204H33L32 202H35L33 205H31L30 204V200L27 198L28 196L25 195L26 192L21 193V189L19 188V186L21 184L16 183V182H15ZM17 184H19V186ZM78 184L75 185V186L78 187ZM37 185H35V187L39 188ZM118 185H119V187H118ZM204 186H206V185H204ZM248 186H246V187H248ZM254 186H256V183L254 184ZM134 187H133V189H134ZM37 188H34V189H37ZM255 188L257 189V187H255ZM43 189L45 190L44 191V194H46V195L43 194ZM258 190H255V191L258 192ZM263 190H264V187H263ZM22 191H24V189ZM31 191H36V190H33L32 189ZM40 191H38V193H40ZM6 192H8V193H6ZM77 192H78V189H77ZM115 192H114L113 195H116ZM260 192H263V193H260V194H264V191L261 190ZM29 193H27V194L30 195ZM22 194H23L24 197L22 196ZM110 194H112V193H110ZM255 194L257 195V193H255ZM79 195H80V193H79ZM137 196H139V194H137ZM137 196H135V199H136ZM217 196H219V195L216 194V196H214V198L217 197ZM261 196H263V195H261ZM25 197H26V199H25ZM127 197L124 198V200L122 198V200L125 201V202H123L124 204L122 202H120V203H122V205L127 204L128 202L126 203V201L132 200V199H128ZM10 198L14 202L11 201ZM34 198H35V201H34ZM61 198L63 199L64 197H61ZM65 198H64V200H65ZM192 198H195V197H192ZM218 198H220V197H218ZM222 198H223V196H222ZM59 199H60V197H59ZM126 199H128V200H126ZM137 199H138V197H137ZM79 200H81V199H79ZM191 200H193V199L190 198V201ZM7 201H9V202H7ZM133 201H135V200H133ZM25 202H27V203H25ZM191 202H192V205L195 203L194 201H191ZM257 202H259V201H257ZM78 203H80V204L78 205ZM137 203L139 205V202L138 201L136 202V204ZM20 204H19V207L21 208ZM189 204H190V202H189ZM261 204L262 203H260V205ZM260 205L258 204V207ZM57 206H58V204H57ZM263 206H264V203H263ZM193 207H194V205L192 206V208L190 207L191 210H194ZM135 208H137L136 205H135ZM22 209L23 210L24 209L27 210V208H22ZM26 210H24V211H26ZM86 210H88V211H86ZM191 210H190V212L192 213ZM259 210H263V209H259ZM19 211L21 212V210H19ZM69 211H70V209H69ZM259 212H264V211H259ZM56 213H58V212H56ZM68 214L70 215L72 213L71 212L70 213L68 212ZM75 214H73V215H75ZM95 216H96V214H95ZM259 216H261L262 220H264V214L263 213L261 215H259ZM259 216L257 215V218H255V219H259L260 218ZM71 218L73 219V217H71ZM96 218H97V220H95ZM24 219H25V221L27 219L28 220L25 222ZM209 221L210 220H207L206 221V223L207 222L208 223L205 224V226L211 224V223L209 224ZM2 224L3 223H1V225ZM9 224H7V225H9ZM1 225H0V228L3 227ZM20 226H22V227L19 229ZM5 227L7 229V226H5ZM5 227H3V229H5ZM88 227H86L87 230H89ZM97 228H98V226H97ZM29 229H31V227ZM35 229H37V228H35ZM45 229H47V230L49 229L50 230V227L45 228ZM83 229L84 228H82L81 231ZM74 230H76V229H74ZM194 230H193V232L189 231V234H190V232H191V234L194 233L192 235L193 237H189V238H193L194 240H193V243L192 242H188V244L189 243H192L191 244L192 246L190 247V244H189V248H191V249H189V251H187V254L184 256V259L181 262L182 264H187V263H191L192 262V260H193V252L196 251V249L199 246V243H200L199 234L196 233L197 231L194 232ZM8 231H7V233H8ZM20 232H22V231H20ZM32 232L34 233L35 231H32ZM50 233H51V230H50ZM2 235H4V234H2ZM55 236H57V235H55ZM0 237L3 238V236H0ZM8 237H5V240ZM10 237L8 239H11ZM15 237H13V238H15ZM59 237H60V235H59ZM13 238H12V240H14ZM21 240H23V238ZM51 240H50V242H51ZM7 241H5L6 243L3 242L4 244L1 241L0 242V248L3 249L4 252H6V250H9V249H12V250L11 251L9 250V252L6 254V256L5 257H2V260L6 264H15V262L19 258H21V256H22V255H20V252L22 253V251H23L25 253L24 249L26 250L27 248H26L25 245L23 246V244H22V246H19V245H17L18 243H15L17 246H15L14 249H13V246L15 244L12 246L13 243L10 244L11 242L10 241L7 242ZM16 241L18 242V240H16ZM59 241H62V240H59ZM59 241H57V242H59ZM76 241L78 243H80V240L78 241V239H77ZM187 241H190V240H188V237H187ZM53 242L54 241H52V243ZM25 244H26V242H25ZM59 244H63V243L59 242ZM57 245H58V243H57ZM59 246L60 245H58L57 247H55V245H54L53 247H55V250L52 251V252H50V253H52L56 257L55 258L53 256L54 257L53 259H56V261L61 259L59 262L60 263H63L62 256L64 258V255H65L66 252H68L67 251L68 249H67V247H65L67 250L64 249V248H61V246L64 247L65 245H61L60 247ZM20 247H22L23 250ZM202 247H201V249H202ZM35 248H37V247H35ZM42 249H44V248H42ZM78 250H81V249H78ZM36 251L37 252L39 251L38 253L41 254L40 253L41 252L40 249H38ZM36 251L31 250L30 253L28 252L29 254L27 253L28 254V256L26 257L27 261H29L32 258V256L36 254ZM44 251L45 250H43V252ZM83 251H85V250H83ZM1 253H2V251H1ZM38 253L35 256H38ZM46 253H48V252H46ZM86 254L89 255L88 252H86ZM86 254H83V255L85 257H87ZM49 255L51 257V254H49ZM71 255H73V254H71ZM83 255H82L83 258L81 257L82 260H84V258H85ZM41 256H45V255H40L39 257H41ZM46 257H47V255H46ZM66 257H67V255H66ZM124 257H121V258H124ZM109 261L110 262H108V264H124V262H122V261H125V260L124 259H119L118 260L119 262L118 261H114V260H109ZM59 262L57 261V263H59ZM57 263H55V264H57ZM87 264H90V263L88 262Z\"/></svg>","mask_w":264,"mask_h":264}]
</instances>
